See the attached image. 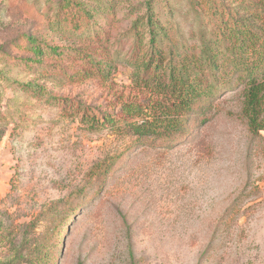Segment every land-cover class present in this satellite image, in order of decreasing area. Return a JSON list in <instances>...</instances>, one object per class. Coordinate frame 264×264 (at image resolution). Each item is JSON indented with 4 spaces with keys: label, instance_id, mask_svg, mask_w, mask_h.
I'll use <instances>...</instances> for the list:
<instances>
[{
    "label": "rangeland",
    "instance_id": "obj_1",
    "mask_svg": "<svg viewBox=\"0 0 264 264\" xmlns=\"http://www.w3.org/2000/svg\"><path fill=\"white\" fill-rule=\"evenodd\" d=\"M70 1L0 0V262L34 244L52 225L48 205L70 197L58 264H264V130L251 129L242 88L221 92L207 119L193 115L191 133L172 141L136 145L91 130L75 113L79 103L117 113L164 96L137 86L121 62L132 53L129 9L146 0H104L112 11L93 18L80 6L95 0ZM170 2L171 42L196 44L203 22L187 0ZM75 24L94 30L75 36ZM25 35L60 54L36 61ZM96 61H112V73L101 76ZM30 83L71 105L32 96Z\"/></svg>",
    "mask_w": 264,
    "mask_h": 264
},
{
    "label": "trees",
    "instance_id": "obj_2",
    "mask_svg": "<svg viewBox=\"0 0 264 264\" xmlns=\"http://www.w3.org/2000/svg\"><path fill=\"white\" fill-rule=\"evenodd\" d=\"M95 2L90 10L82 6L80 9L91 18L112 11L111 2ZM70 3L67 0L66 5ZM187 3L203 25L194 35L196 44L182 40L180 46L171 42L177 6L170 0H146L144 5L130 7L129 15L135 16L127 32L133 39L132 53L121 62L132 68L137 86L154 87L164 97L149 104L126 102L117 113L79 103L75 113L88 128L132 136L136 145L172 141L191 133L193 115L198 113L207 119L205 114L211 111L221 92L242 88L244 111L251 129L264 130V0H187ZM60 21L55 22L58 28ZM91 30L94 29L88 25L75 24L70 33L84 36L91 35ZM24 38L36 61L42 53L60 54L56 47L42 50L30 35ZM96 64V70L104 77L112 73L115 65L112 61ZM24 89L53 105L63 108L71 105L68 98H58L45 87L30 83ZM115 159L102 160L95 173L100 177L107 175ZM69 198L49 204L45 214L53 216L52 225L34 244L13 249L10 257L0 264H58L60 227L68 225L73 212L67 209L71 208Z\"/></svg>",
    "mask_w": 264,
    "mask_h": 264
}]
</instances>
